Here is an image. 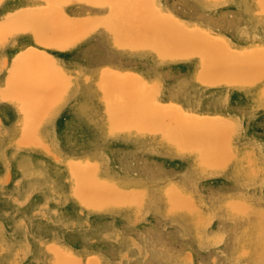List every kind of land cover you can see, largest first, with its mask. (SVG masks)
<instances>
[{"label": "rangeland", "instance_id": "374dc122", "mask_svg": "<svg viewBox=\"0 0 264 264\" xmlns=\"http://www.w3.org/2000/svg\"><path fill=\"white\" fill-rule=\"evenodd\" d=\"M101 1L121 49L92 55L85 98L50 57L0 56V264H264V0H187L212 20L160 14L164 43L137 47L153 0ZM55 4L26 16L44 48L66 40ZM155 67L180 107L131 74Z\"/></svg>", "mask_w": 264, "mask_h": 264}, {"label": "crops", "instance_id": "0c3cea01", "mask_svg": "<svg viewBox=\"0 0 264 264\" xmlns=\"http://www.w3.org/2000/svg\"><path fill=\"white\" fill-rule=\"evenodd\" d=\"M87 1L68 0L67 3L63 4L59 0H0V56L50 57L52 69L62 68L66 72L67 89L65 93H67L68 101H72V103L76 94H82V97L85 98L84 94L90 91L91 77L97 76L100 80L99 87H101L102 77L107 71V67L104 64H100L98 67L92 65V55H97L98 58H94V62L97 64L102 58L101 55L110 50V45L115 50L121 49L116 35L113 34L112 26L105 24L106 20L112 17L113 8L105 5L101 0ZM55 2L57 9L62 11L63 16H61L67 25L66 42L55 38L56 40L51 42L50 46L44 48L37 35L39 27L32 24V21L27 24L26 16L30 13L37 15L44 10L48 12L50 4ZM186 3L187 0L178 1V3L176 0H153L148 9L138 10L133 19L138 20L137 23L146 20L149 25H152V28L149 27L146 39L136 38L131 42L132 45H162L164 43L159 42L156 38L165 37L164 30H167L169 34L171 24L164 26L160 24L162 22L160 14L175 20L183 27H187L188 24L203 25L204 22L208 21L203 20L204 18L212 20L209 15L212 13L205 12L203 7L197 5L195 1L192 3L194 6L190 8ZM49 12L53 13L52 11ZM158 26L163 32L157 29ZM173 28L176 29V27ZM180 36L182 35L180 34ZM61 43L67 44V47L61 48L59 45ZM153 52L155 57L159 58L157 56L159 51L154 50ZM14 59L16 58L12 59V63L9 64L10 67L13 65ZM145 70L146 68H142L137 70L138 72L133 71L131 74L139 78L136 81L145 91H148L149 96L153 94L151 99L161 105L180 107L179 98H177L179 103L175 102L176 98L172 95L173 88L169 87L166 81L163 82V72L160 68L155 67V73L152 75L154 79L151 80H148L151 77L145 75ZM59 91L64 92L63 90Z\"/></svg>", "mask_w": 264, "mask_h": 264}, {"label": "bare ground", "instance_id": "6f19581e", "mask_svg": "<svg viewBox=\"0 0 264 264\" xmlns=\"http://www.w3.org/2000/svg\"><path fill=\"white\" fill-rule=\"evenodd\" d=\"M77 1H79V0H77ZM85 1H87V0H85ZM87 2H88V1H87ZM94 6H95V5H94ZM24 8H25V7H24ZM33 9H34V8H33ZM151 10H152V9H151ZM163 16H164V15H163ZM94 17H95V16H94ZM97 18H98V17H97ZM162 18H163V17H162ZM167 18H168V17H167ZM85 19H86V18H85ZM168 19H170V18H168ZM161 20H163V19H161ZM170 20L175 21V20H173V19H170ZM163 22H165V21H163ZM172 23H173V22H172ZM172 23H171V24H172ZM176 23L179 24L178 22L175 21L174 24H176ZM185 24H186V23H185ZM187 24H188V22H187ZM74 25H75V24H74ZM188 25H189V24H188ZM179 26H180V25H179ZM190 26H191V25H190ZM192 26H193V24H192ZM175 27H176V25H175ZM106 29H107V28H106ZM157 29H158V28H157ZM185 29H186V28H185ZM207 29H208V28H207ZM187 31H188V30H187ZM190 31H191V30H190ZM30 32H31V31H30ZM47 32H48V31H47ZM194 32H195V31H192L191 34L194 33ZM51 33H52V32H51ZM119 33H120V32H119ZM192 35H193V34H192ZM168 36H169V35H168ZM161 38H162V37H161ZM116 39H117V38H116ZM212 39H213V38H212ZM159 41H163V40H159ZM38 42H39V41H38ZM153 45H155V44H153ZM136 47H137V46H136ZM138 49H139V48H138ZM140 49H141V48H140ZM30 50H31V48H30ZM228 50H229V49H228ZM229 51H230V50H229ZM32 52H34V51H32ZM42 54H43V53H42ZM176 54H177V53H176ZM176 54H175V55H176ZM236 54H237V52H236ZM180 56H183V55H180ZM239 56H240V54H239ZM173 57H174V56H173ZM184 57H186V56H184ZM44 58H45V56H44ZM162 58H163V57H162ZM177 58H179V56H178ZM40 59H41V58H40ZM257 59H258V58H257ZM253 62H254V61H253ZM242 64H244V63H242ZM246 64H249V62L246 63ZM244 65H245V64H244ZM256 65H257V64H256ZM248 67H249V66H248ZM113 68H114V67H113ZM60 69H61V68H60ZM48 70H49V68H48ZM209 70H210V69H209ZM209 70H208V71H209ZM257 72H258V71H257ZM52 73H53V72H52ZM50 74H51V73H50ZM202 74H203V73H202ZM258 74H259V72H258ZM46 75H47V74H46ZM117 75H118V74H117ZM160 76H161V75H160ZM203 77H204V76H203ZM262 77H263V76H262ZM134 78H135V77H134ZM134 78H133V79H134ZM253 80H254V79H253ZM66 81H67V80H66ZM231 81H232V80H231ZM205 82H206V81H205ZM220 82H221V81H220ZM220 82H219V83H220ZM223 82H224V81H223ZM138 83H139V82H138ZM208 83H209V82H208ZM215 83H216V82H215ZM249 83H250V82H249ZM181 84H182V83H181ZM237 84H238V83H237ZM182 86H183V85H182ZM6 87H7V86H6ZM177 87H178V86H177ZM134 88H135V87H134ZM110 89H111V88H110ZM132 89H133V88H132ZM137 89H138V88H137ZM157 89H158V88H157ZM181 90H182V89H180V91H181ZM74 96H75V95H74ZM142 96H143V95H142ZM147 96H148V95H147ZM70 98H71V96H70ZM140 98H141V97H140ZM160 98H161V97H160ZM18 100H19V99H18ZM43 100H44V99H43ZM152 100H153V99H152ZM24 101H25V100H24ZM51 101H52V100H51ZM159 101H160V100H159ZM29 103H30V102H29ZM53 105H55V104H53ZM49 107H50V106H49ZM125 107H126V106H125ZM166 107H167V106H166ZM160 108H162V107H160ZM168 108H170V107L168 106ZM19 109H20V108H19ZM49 109H50V108H49ZM155 109H156V108H155ZM163 109H164V108H163ZM171 109H172V108H171ZM173 109H174V108H173ZM23 110H24V109H23ZM160 110H162V109H160ZM172 112H173V111H172ZM131 113H132V112H131ZM162 113H163V112H162ZM166 113H167V112H166ZM168 113H169V112H168ZM45 114H46V113H45ZM169 114H170V113H169ZM133 116H135V115H133ZM181 116H183V115H181ZM87 118H88V117H87ZM130 118H131V117H130ZM132 118H133V117H132ZM141 118H142V116H141ZM193 118H194V117H193ZM133 119H134V118H133ZM138 119H139V118H138ZM138 119H137V120H138ZM146 119H148V118H146ZM150 119H151V118H150ZM190 119H191V118H190ZM190 119H189V120H190ZM209 119H210V118H209ZM130 120H131V119H130ZM181 120H183V119H181ZM191 120H192V119H191ZM191 120H190V121H191ZM195 120H196V119H195ZM198 120H199V119H198ZM204 120H206V119H204ZM118 121H119V120H117V122H118ZM192 121L194 122V120H192ZM202 121H203V120H201V122H202ZM143 122H144V121H143ZM186 122H187V121H186ZM186 122H185V123H186ZM195 122H196V121H195ZM195 122H194V123H195ZM197 122H198V121H197ZM201 122H200V123H201ZM131 123H132V122H131ZM137 123H139V122H137ZM137 123H136V124H137ZM189 123H191V122H189ZM134 124H135V123H134ZM148 124H149V123H148ZM186 124H188V123H186ZM195 124H197V123H195ZM198 124H199V123H198ZM121 125H122V124H121ZM138 125H139V124H138ZM146 125H147V124H146ZM146 125H145V128H144V129L147 128ZM152 125H153V124H152ZM188 125H189V124H188ZM209 125H210V124H209ZM125 126H126V125H125ZM131 126H132V125H131ZM133 126H134V125H133ZM135 126H136V125H135ZM142 126H144V125H142ZM142 126L140 125V127H142ZM220 126H221V125H220ZM118 127H119V126H118ZM152 127H153V126H152ZM99 128H100V127H99ZM119 128H120V127H119ZM142 128H143V127H142ZM126 129H127V128H126ZM126 129H125V130H126ZM164 129H165V128H164ZM209 129H210V128H209ZM53 130H54V129H53ZM157 130H158V129H157ZM190 130H191V129H190ZM142 131H144V130H142ZM153 131H154V130H153ZM162 131H163V130H162ZM181 131H182V130H181ZM183 131H184V130H183ZM36 132H37V131H36ZM154 132H155V131H154ZM151 133H152V132H151ZM189 133H190V132H189ZM189 133H188V134H189ZM212 133H213V132H212ZM229 133H230V132H229ZM174 134H175V132H174ZM185 134H186V132H185ZM185 134H184V135H185ZM227 134H228V133H227ZM228 135H229V134H228ZM228 135H227V136H228ZM34 136H35V135H34ZM180 136H181V135H180ZM204 136H205V135H204ZM175 137H176V136H175ZM228 137H229V136H228ZM26 138H27V137H26ZM176 138H177V137H176ZM180 138H182V136H181ZM24 139H25V138H24ZM184 140H186V139H184ZM186 141H188V140H186ZM219 142H220V141H219ZM17 143H18V142H17ZM173 143H174V142H173ZM186 143H187V142H186ZM224 143H225V142H224ZM188 144L190 145V144H192V143H190V141H189ZM34 145H35V144H34ZM182 145H183V144H182ZM184 145H186V144H184ZM228 145H229V144H228ZM190 146H192V145H190ZM47 147H48V146H47ZM58 147H59V146H58ZM192 147H193V146H192ZM229 147H230V146H229ZM44 148H45V147H44ZM46 150H47V149H46ZM190 150H191V149H190ZM47 151H48V150H47ZM203 153H204V152H203ZM71 154H72V153H71ZM51 155H52V154H51ZM78 156H79V155H78ZM221 157H222V155H221ZM179 158H180V157H179ZM183 158H184V157H183ZM221 160H222V159H221ZM204 162H205V161H204ZM217 162H218V161H217ZM220 162H221V161H220ZM28 163H29V162H28ZM224 163H225V162H224ZM29 164H30V163H29ZM40 165H41V164H40ZM76 165H77V164H76ZM70 166H71V165H70ZM222 166H223V165H222ZM207 167H208V166H207ZM37 169H38V168H37ZM88 169H89V168H88ZM92 169H93V168H92ZM90 170H91V169H90ZM176 175H177V174H176ZM178 175H179V174H178ZM180 176H181V175H180ZM28 179H29V178H28ZM183 179H184V178H183ZM96 180H97V179H96ZM93 181H94V180H93ZM84 182H85V181H84ZM138 182H139V181H138ZM87 183H88V182H87ZM6 184H7V183H6ZM84 184H85V183H84ZM19 185H20V184H19ZM85 185H86V184H85ZM94 185H95V184H94ZM88 186H89V185H88ZM104 187H105V186H104ZM74 188H75V187H74ZM95 189H96V188H95ZM97 189H98V188H97ZM97 189H96V190H97ZM101 189H102V187H101ZM96 190H95V191H96ZM99 190H100V189H99ZM102 190L104 191L105 189L103 188ZM108 190H109V189H108ZM95 191H94V193H95ZM115 191H116V190H114V193H115ZM15 192H16V191H15ZM83 192L85 193V191H83ZM90 192H91V191H90ZM105 192H106V191H105ZM87 193H88V192H87ZM99 193H101V192H98V195H99ZM109 193H110V192H109ZM127 193L129 194V192H127ZM95 194H96V193H95ZM103 194H106V193H103ZM122 194H123V193H122ZM133 194H134V193H133ZM137 194H138V193H137ZM92 195H93V194H92ZM92 195H91V196H92ZM115 195H116V194H115ZM124 195H125V194H124ZM124 195H123V196H124ZM95 196H97V195H95ZM101 196H103L102 193H101ZM117 196H118V197H120V196L122 197V195L119 196V192H118ZM126 196H128V195H126ZM132 196H133V195H132ZM134 196H136V195H134ZM118 197H115V198H117V199H116L117 202H118ZM121 197H120V199H121ZM124 197H125V196H124ZM88 198H89V197H88ZM93 198H94V197H93ZM96 198H97V197H95L94 199H96ZM105 198H106V196H105ZM109 198H112V197H110V195H109ZM113 198H114V195H113ZM122 198H123V197H122ZM135 198H136V197H135ZM98 199H100V198H98ZM120 199H119V200H120ZM130 199H132V197H131ZM133 199H134V198H133ZM189 199H190V198H189ZM91 200H92V199H91ZM103 200H104V199H103ZM110 200H111V199H110ZM113 200H114V199H113ZM116 200H115V201H116ZM121 200H122V199H121ZM89 201H90V200H89ZM107 201H108V200H107ZM111 201H112V200H111ZM123 201H124V200H123ZM94 202H95V201H94ZM96 202L98 203V200H97ZM99 202H100V201H99ZM121 202H122V201H121ZM232 202H233V201H232ZM100 203L103 204L102 200H101ZM110 203H111V202H110ZM119 203H120V202H119ZM242 203H243V202H242ZM98 204H99V203H98ZM122 205H123V204H122ZM192 205H193V204H192ZM101 206H102V205H101ZM119 206H120V205H119ZM124 206H125V205H124ZM188 206H189V205H188ZM237 207H238V206H237ZM245 207H247V206H245ZM245 207H244V208H245ZM238 208H240V207H238ZM195 209H196V208H195ZM246 209H247V208H246ZM237 210H238V209H237ZM157 212H158V211H157ZM21 218H22V217H21ZM44 223H45V222H44ZM79 223H80V222H79ZM232 224H233V223H232ZM29 225H30V224H29ZM52 225H53V224H52ZM14 229H15V228H14ZM84 229H85V228H84ZM232 230H233V229H232ZM70 231H71V230H70ZM3 250H4V248H3ZM1 253H2V252H1ZM61 255H62V254H61ZM58 258H59V257H58ZM164 258H165V257H164ZM67 263H68V262H67ZM71 264H72V263H71ZM77 264H78V263H77Z\"/></svg>", "mask_w": 264, "mask_h": 264}]
</instances>
